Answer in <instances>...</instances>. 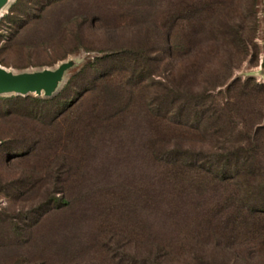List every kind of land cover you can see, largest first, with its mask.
<instances>
[{"label": "rangeland", "instance_id": "1", "mask_svg": "<svg viewBox=\"0 0 264 264\" xmlns=\"http://www.w3.org/2000/svg\"><path fill=\"white\" fill-rule=\"evenodd\" d=\"M204 1L6 2L0 13V65L30 75L66 66L51 96L0 91V212L34 211L53 195L64 196L68 204L50 208L36 224L25 220L19 236L1 222L0 264H137L139 258L150 256V114L145 106L150 80L127 97L118 83L128 62L101 61L95 70L88 68L74 78L89 62L133 49L142 54L140 65L150 68L151 55L171 83L193 93L216 94L218 101L233 104L228 109L232 115L255 118L260 109L262 117L254 120L264 128V78L259 67L264 0ZM107 72L110 76L89 95V104L103 101L104 118L130 99L133 104L119 120L95 124L77 139L67 138L70 129L65 126L72 119L66 124L54 119L53 105L41 120L22 111L30 100L9 99H51L73 77L62 94L64 101H72ZM234 82L238 83L227 91ZM258 138L264 145V129ZM20 181V190L5 191L6 182ZM192 229L184 219L168 229L169 238L179 234L185 244L181 255L182 242L171 241L173 264L191 261L194 253L226 264H264V255L248 246L218 238L193 239Z\"/></svg>", "mask_w": 264, "mask_h": 264}, {"label": "trees", "instance_id": "2", "mask_svg": "<svg viewBox=\"0 0 264 264\" xmlns=\"http://www.w3.org/2000/svg\"><path fill=\"white\" fill-rule=\"evenodd\" d=\"M195 1L205 4L204 0ZM108 55L89 62L73 77L86 74L88 68L95 70V65L101 61L121 59L129 64L121 68L124 71L118 83L121 93L127 97L139 93L145 86L143 83L150 80V97L145 101L150 114V256L139 258L137 264H146V260L149 264H173L169 257L172 240L182 242L179 253L184 255V239L179 234H173L172 238L167 235L168 229L176 227L182 219L193 227L191 238L227 240L264 255V145L258 138L264 128L258 125L260 121L254 120L262 117L260 109L255 118L232 115L228 109L233 104L218 101L216 94L204 90L193 93L171 83L159 72L151 55L150 68L140 65L142 54L133 49H119ZM110 74H100L96 86L93 83L83 87L78 96L68 102L62 99V94L73 77L51 99L18 96L9 99L30 100L32 103L22 107V111L41 120L49 116L48 107L53 105L54 119L61 118L65 124L67 119H72L65 126L70 129L67 138L77 139L95 124L119 120L120 114L133 104L130 99L125 107L116 108L113 116L106 118L100 115L105 112L103 101L89 104V95L101 87L103 79ZM98 92L104 93L103 90ZM20 186L21 181L6 182L5 191L20 190ZM66 204L64 196L53 195L45 198L34 211L0 212V223L6 221L11 234L19 236L27 226L25 220H34L36 224L50 208ZM182 262L226 264L197 253L192 255L191 261Z\"/></svg>", "mask_w": 264, "mask_h": 264}, {"label": "water", "instance_id": "3", "mask_svg": "<svg viewBox=\"0 0 264 264\" xmlns=\"http://www.w3.org/2000/svg\"><path fill=\"white\" fill-rule=\"evenodd\" d=\"M8 0H0V8L4 7ZM66 64V63H65ZM64 63L54 70H43L34 75L27 73H15L0 65V91L13 92L26 96L30 93L43 96H51L56 85L61 80ZM260 75L264 78V54L260 60Z\"/></svg>", "mask_w": 264, "mask_h": 264}, {"label": "bare ground", "instance_id": "4", "mask_svg": "<svg viewBox=\"0 0 264 264\" xmlns=\"http://www.w3.org/2000/svg\"><path fill=\"white\" fill-rule=\"evenodd\" d=\"M2 10H3V8L1 7V8H0V13H2Z\"/></svg>", "mask_w": 264, "mask_h": 264}]
</instances>
